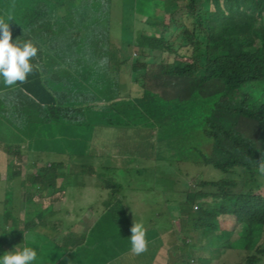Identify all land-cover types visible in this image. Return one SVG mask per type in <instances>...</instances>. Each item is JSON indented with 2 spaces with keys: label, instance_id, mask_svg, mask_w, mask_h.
Wrapping results in <instances>:
<instances>
[{
  "label": "trees",
  "instance_id": "trees-1",
  "mask_svg": "<svg viewBox=\"0 0 264 264\" xmlns=\"http://www.w3.org/2000/svg\"><path fill=\"white\" fill-rule=\"evenodd\" d=\"M120 5L121 10L111 11L110 0H0V19L12 17L10 40H32L37 46V56L31 61L36 67L25 81L16 82L4 95L1 90L7 86H0L1 130L6 128L13 140L0 141V149L8 155L0 180L6 178L9 185V180L22 178L28 170L26 150L31 146L22 149L16 143V114L23 110L28 117L24 125L21 122L26 135L32 130L27 123L45 125L76 118L73 115L81 106L73 105L86 100L94 84L106 88L104 72L108 70L114 80L108 84L112 85L109 102L112 98L117 109L112 113L109 102L96 104L105 117L97 113L99 118L93 123L142 129L152 120L157 135L163 130L156 120L160 118L158 113L149 114L153 100L159 98L173 106L179 127L192 128L190 133L179 134L169 176L156 174L165 179L158 195L163 201L147 227L143 224L145 229L159 232L166 264H264V174L257 172V164L264 163V0H153L151 20ZM157 9L163 12L161 20ZM113 15L118 18V28ZM99 37L102 46L97 51ZM77 39L81 47L72 43ZM68 40L70 44L64 46ZM78 52L95 58V66L102 61V69L94 70ZM123 67L133 74L136 95L118 91ZM83 76L86 81H79ZM15 105L19 107L15 109ZM90 108L95 110V105ZM88 119L92 118H86V124ZM141 142L139 139V150ZM161 152L159 144L155 166ZM181 157L189 161H181ZM129 161L137 164L133 184L139 178V152L136 158L119 159L121 165L131 168ZM65 162L70 159L45 160L28 173L33 190L25 184L24 193L29 191L38 216L36 221L26 219L25 230L52 220L49 243L56 248L57 264H116L128 251L132 260L140 258L125 244L131 227L125 186L116 180L118 174L108 175L103 166L107 181L99 183L106 193L102 208L87 206L82 230L76 228L75 219H67L63 227L59 218L54 220L59 211L52 204L65 195V182L75 165L70 162L73 166L62 170ZM84 173L103 178L89 163ZM6 201H0L3 208ZM6 211L0 216L2 231L8 229L6 220L13 217ZM10 228L17 234L12 240L19 239L22 232L14 224ZM63 231H77L69 245L57 239ZM189 232L193 235L188 236Z\"/></svg>",
  "mask_w": 264,
  "mask_h": 264
},
{
  "label": "rangeland",
  "instance_id": "rangeland-1",
  "mask_svg": "<svg viewBox=\"0 0 264 264\" xmlns=\"http://www.w3.org/2000/svg\"><path fill=\"white\" fill-rule=\"evenodd\" d=\"M122 3L123 7L125 6L127 9H129V12H137V17L144 14V18L147 20L154 18V13L152 12L153 0H150L149 6H146L148 0H110L111 11L121 10L120 4ZM135 4H137L136 8L138 11L135 10ZM157 13H160V10H158ZM162 13L163 12L161 11L160 14H157L159 20H161ZM127 21L128 24H130L131 18L129 16ZM112 22L116 23L115 27L117 28L120 25L116 15L112 16ZM72 43L78 47H81V42L79 39L73 40ZM69 44L70 41L68 40L64 43V46ZM101 46L102 40L99 37L96 50L99 51ZM78 56L81 57L82 60H85L90 65V67H94V70H101L103 67V65L100 64L102 61L99 62V65L95 66L96 59L93 58L92 60V58H89L86 52H78ZM120 73V88L118 91L120 90L121 94H129L130 96L136 95L138 93L135 91L137 86L133 80L132 72L128 67H123ZM104 74L108 79L105 82L107 87L102 88V85L98 88L95 84L90 87V90L87 91L88 96L86 100L73 105L78 107L81 106V110L77 114L73 115V117L76 118H63L57 123L49 121L45 125H41L39 123H27L30 125V129L32 130L28 131V134L26 135L27 130L21 126V122H25L26 118L28 117L25 115V113H23V110H20L21 112L16 114L14 118L16 125L13 129L17 134L16 143L20 145L22 149L25 147L28 148L29 145L31 146L30 150H26L28 170L23 172L22 178L9 180V185H7L6 178L0 180V201L4 200L1 194L3 188H7L10 191L15 189V193L20 194L23 197V200L26 202L23 205V209L25 207V212H27V215H24L23 219L21 217L18 218V226L20 229H22L25 225L28 214L30 212H34L37 209L35 202L30 200L29 195H27L29 191L33 190L29 183L28 173L31 169H36L43 161L49 159H70L71 163H75V170L71 167L69 170V177L65 182V185H67L64 201L66 202L64 208L65 210L73 211L78 207H81L82 211L80 212L86 215L88 213L87 206L89 204L99 205L102 208L101 200L106 197V193L104 191L105 188H102L101 191L99 183H105L107 181V174H118L120 177H116V180L125 186L124 195H126V199L124 200V203L128 204L127 211L129 214L128 217L130 220V226L135 221L142 223L145 227H147L149 217L156 212H159V206L163 200L160 199L158 195L164 188L165 179L163 177L156 176V174L165 177L169 176L167 174L169 171L168 169H170L168 165L175 146L177 145L179 134L183 133L182 131L190 133L192 128L191 126L189 128H184L181 126L179 127V121L176 120V113L173 109V106L159 98L153 100L149 114L150 116H154L156 113H158L157 116L160 118L156 120L157 123L163 127V130L157 135L155 134V121L152 122V120L147 122V127L144 126L142 129H134L132 125L128 127L114 124L96 125L93 123V119L99 118L95 117L97 113L105 117L102 109L98 108L96 104H108L112 91V85L108 84L114 81L108 70L105 71ZM79 81L85 82V77H79ZM1 85L3 84L0 83V86ZM79 85L81 87L80 82ZM71 103L72 102L68 100V104ZM93 105H95V110H92L91 108L89 109V107H93ZM108 106V111L112 113L117 109L115 107V101L112 98ZM18 107V105H15V109ZM6 112H8L7 109ZM165 116L168 117V120L165 119ZM88 117L92 119H88L86 124L84 120ZM78 118H81V121H79ZM24 122L22 123L23 125L25 124ZM28 125H26L27 128ZM3 126L4 124L0 123V132L2 133L1 135L3 137L2 138L0 136V141L4 142L5 139H7V143H13V140L9 138L10 132L6 128L1 130V127ZM160 135L163 141H157ZM171 138L174 139L171 141ZM139 139H142L140 150L138 149ZM159 144H161L162 152L160 155H157V166H155L154 156L156 147ZM138 152L140 170L139 178L134 179L133 184H131L132 171L133 169H136L137 164L131 163V161H129L128 166L131 168H127L120 164L119 159L122 157L136 158L138 156ZM58 153H61V155ZM204 153L207 154V152ZM7 157L8 155L0 149V171L5 170ZM117 157H119L118 167H116L114 164ZM180 160L185 162L189 161L183 157H181ZM70 162H65L62 170H68L70 166H73L72 164L70 165ZM87 163H89L90 166H94L95 171L103 178L101 179L97 178L95 175L85 174L84 170ZM100 166L107 168L109 172L106 174V172ZM114 170L119 171L114 173ZM200 178L201 176H198L197 180ZM76 180L80 182H77ZM187 181L192 183L193 178H187ZM57 183L59 184L60 180ZM25 184L29 190L28 191L25 188L28 191L26 194L24 193L25 190L23 188L25 187ZM127 185H131L130 188H127ZM5 204L6 203H4V205ZM62 204V201H57L54 203V208L59 209ZM7 206H9L8 203ZM94 208L95 210H92L96 211L97 207ZM23 211L19 213H23ZM1 212L6 213V206L3 208V205L0 203V216L3 217ZM57 218H59V224L61 223V227H63L65 221H67V218H64L63 209L59 211V214L54 216V220ZM45 222H47L46 226L43 224L36 225L34 223L28 230H24V232H26L24 236L28 241L35 240L34 238L38 237L37 241L35 242L39 248V250H37L39 260L44 261V264H51L50 261H54L55 264H57L58 260H55V258L58 256V254L55 253L56 248L54 246L51 247L49 243V235H53L52 220L48 218ZM81 227L82 226L80 225L76 226V228L79 230L82 229ZM145 230L146 238H148L149 243L147 244L146 250L139 254L140 258L134 257L132 260L130 257H128V251V254L127 252L124 253L122 255L123 258L121 260L119 259L118 263L116 264H166L165 251L164 249L160 251L164 242L160 237L159 232L155 228H147ZM0 232H2V223L0 224ZM191 234L193 235L192 232L187 233L188 236ZM121 235H125V233L122 231ZM74 236H77V234L71 233V231H63L61 238L57 239L60 244L69 245ZM12 237V232L10 230H8L6 233L0 234V252L10 250V248H8V244L3 240V238L9 239ZM165 238L168 239V236H165ZM14 242H17V240ZM125 244L128 245L129 241L126 240ZM166 247L167 245L165 246V249ZM154 255L156 256L153 258Z\"/></svg>",
  "mask_w": 264,
  "mask_h": 264
},
{
  "label": "clouds",
  "instance_id": "clouds-1",
  "mask_svg": "<svg viewBox=\"0 0 264 264\" xmlns=\"http://www.w3.org/2000/svg\"><path fill=\"white\" fill-rule=\"evenodd\" d=\"M10 18L12 17L8 15L5 19H0V83L7 86L1 90L2 95L15 88L16 82L25 81L27 75L36 67L31 61L37 56V46L32 40H10ZM257 172L264 174V163L257 164ZM4 206L7 208V203ZM128 241L134 254L138 255L146 250V230L142 223L134 221ZM16 245L10 250L0 252V264H44V261L38 259V245L35 240L25 241L20 247Z\"/></svg>",
  "mask_w": 264,
  "mask_h": 264
},
{
  "label": "crops",
  "instance_id": "crops-1",
  "mask_svg": "<svg viewBox=\"0 0 264 264\" xmlns=\"http://www.w3.org/2000/svg\"><path fill=\"white\" fill-rule=\"evenodd\" d=\"M1 194H2V196L4 198V200H9V201L5 202V203L9 204V206H7L6 210L9 209L10 210L9 213H11L13 215V217L11 219H9L8 221L6 220V225H8L9 230L12 232V236L13 237L17 236V234L15 232H13L12 229L10 228L13 224L16 226V229L18 231L22 232V234L19 237V239H16L17 242H14L15 240H12L13 237L9 238V239H4L3 238V240L6 243H10V245H8V248H10V249L16 244H17L16 245L17 247H20L22 244L25 243V241H28V240H26V237L24 236V234L26 233V232H24V230H25L24 226H23L22 229H20V227L18 226V218L21 217L23 219V216L27 215V212H25V207L23 209V205L26 202L23 200V197L20 194H16L15 193V189L10 191L7 188H3ZM60 201H62V203H63L62 206L59 209H55L54 208V203H56V202H54L52 204V209L55 210V211H60V209H63L64 217H66L67 219H71V220L75 219V220H77L75 226H77V225L82 226V223L84 221V214H82L80 212V211H82L81 207H78L76 210H73V211L65 210L64 209L65 205H66V202H64L65 201V195L62 197V199ZM36 208H38V206ZM22 211H23V213H19V212H22ZM36 216H38L37 209L34 212H30L28 214V217L30 219H33L34 221L37 220ZM88 221L90 222V218L88 219ZM42 224L44 226H46L45 223H42ZM71 233H73V232H71ZM76 234H77V231H76ZM23 237H24V239H23ZM34 239H35V241H37L38 237L34 238ZM37 250H39V248ZM72 264H80V263L74 262Z\"/></svg>",
  "mask_w": 264,
  "mask_h": 264
}]
</instances>
